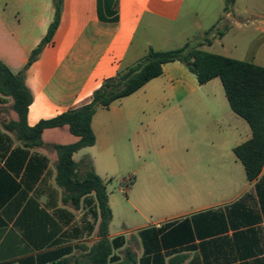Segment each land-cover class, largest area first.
I'll list each match as a JSON object with an SVG mask.
<instances>
[{
  "label": "crops",
  "instance_id": "obj_1",
  "mask_svg": "<svg viewBox=\"0 0 264 264\" xmlns=\"http://www.w3.org/2000/svg\"><path fill=\"white\" fill-rule=\"evenodd\" d=\"M184 2L62 0L51 41L25 73L27 126L89 102L105 79L137 61L129 53L139 27L175 24ZM224 7L203 31L213 26L222 35L200 48L264 67V2ZM53 17L52 0H0V62L11 73L25 66ZM161 70L97 108L93 145L72 155L89 158L102 181L113 166L131 172L130 205L144 222L116 230L109 223L107 238L123 241L113 255L123 260L130 252L136 264H264V162L248 180L233 153L251 138L247 122L231 111L217 77L199 84L178 61ZM11 105L0 95V264H86L83 255L98 239L95 204L74 210L63 202L52 148L77 137L67 126L48 128L41 146L25 147L3 127L17 120ZM157 170L168 178H155Z\"/></svg>",
  "mask_w": 264,
  "mask_h": 264
},
{
  "label": "trees",
  "instance_id": "obj_2",
  "mask_svg": "<svg viewBox=\"0 0 264 264\" xmlns=\"http://www.w3.org/2000/svg\"><path fill=\"white\" fill-rule=\"evenodd\" d=\"M112 1L108 0L110 4ZM234 1L224 0L225 11ZM52 4L53 20L21 71L13 74L0 62V95L12 100L11 107L17 114L16 121L5 123L3 127L14 132L23 146L33 148L42 145L41 134L44 129L67 126L77 140L72 144L52 146L57 156L55 183L63 191V202L72 209L78 210L83 204L90 205L91 201L95 204L98 239L83 255L84 261L86 264H136L130 252H125L123 260L113 255L114 249H118L123 241L120 237L107 238L111 210L105 184L94 172L91 160L85 157L75 162L72 159L73 153L93 145L95 141L90 122L97 108L109 106L158 77L162 72V64L167 62L189 64L186 65L187 69L196 76L199 84L217 77L231 111L244 119L251 130V138L235 147L233 153L242 163L246 178L252 180L259 174L264 162V67L202 50L200 47L203 44H209L211 38L222 35L216 33L212 26L200 39L189 40L179 48L157 51L149 47L143 58L105 79L86 104L29 127L26 115L32 94L25 85V73L39 57L43 47L51 41L58 26L62 0H52ZM89 196L91 200L87 198Z\"/></svg>",
  "mask_w": 264,
  "mask_h": 264
},
{
  "label": "rangeland",
  "instance_id": "obj_3",
  "mask_svg": "<svg viewBox=\"0 0 264 264\" xmlns=\"http://www.w3.org/2000/svg\"><path fill=\"white\" fill-rule=\"evenodd\" d=\"M238 1L247 2V0ZM256 1L264 2V0ZM222 4L224 0H185L175 24L168 25L157 21L153 26L141 25L133 41L129 58L138 57V61L146 55L149 47L157 51L178 48L184 43L185 37L191 40L200 39L204 34L203 31L220 17L219 6ZM79 158V155L76 156L77 160ZM102 175L111 204L110 229H129L142 224L144 220L130 205L135 204V196L133 193L131 195L127 193L132 177L131 172L126 166H113L111 169L102 171ZM155 178L165 180L168 176L165 170H157Z\"/></svg>",
  "mask_w": 264,
  "mask_h": 264
},
{
  "label": "water",
  "instance_id": "obj_4",
  "mask_svg": "<svg viewBox=\"0 0 264 264\" xmlns=\"http://www.w3.org/2000/svg\"><path fill=\"white\" fill-rule=\"evenodd\" d=\"M186 65H189V64H186Z\"/></svg>",
  "mask_w": 264,
  "mask_h": 264
}]
</instances>
